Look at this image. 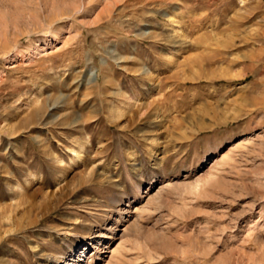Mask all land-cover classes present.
<instances>
[{"label":"rangeland","instance_id":"1","mask_svg":"<svg viewBox=\"0 0 264 264\" xmlns=\"http://www.w3.org/2000/svg\"><path fill=\"white\" fill-rule=\"evenodd\" d=\"M0 264H264V0H0Z\"/></svg>","mask_w":264,"mask_h":264},{"label":"bare ground","instance_id":"2","mask_svg":"<svg viewBox=\"0 0 264 264\" xmlns=\"http://www.w3.org/2000/svg\"><path fill=\"white\" fill-rule=\"evenodd\" d=\"M47 2V1H46ZM116 113V116L118 117V116H121L122 115V110L121 109H117V111L115 112ZM79 153H80V151H74V155L76 156V157H78L79 156Z\"/></svg>","mask_w":264,"mask_h":264}]
</instances>
